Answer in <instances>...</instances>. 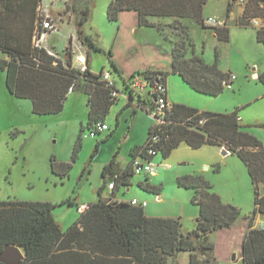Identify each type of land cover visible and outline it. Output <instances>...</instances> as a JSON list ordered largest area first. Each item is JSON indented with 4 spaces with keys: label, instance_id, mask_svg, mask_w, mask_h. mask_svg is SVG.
<instances>
[{
    "label": "trees",
    "instance_id": "trees-1",
    "mask_svg": "<svg viewBox=\"0 0 264 264\" xmlns=\"http://www.w3.org/2000/svg\"><path fill=\"white\" fill-rule=\"evenodd\" d=\"M42 0H0V51L8 57L0 58V69L5 73V85L12 95L31 101V110L44 115L59 113L70 91H82L87 95L89 107L87 128L90 131L97 122H104L111 106L119 97L112 96L115 87H109L101 79L102 72H93L89 59L84 70L73 63L71 47L64 50V58H56L43 47L33 44V36L38 26V6ZM208 0H111L107 7L109 21L118 22L121 11L137 12L138 26L154 28L171 42V69L145 68L125 74L111 58L109 63L116 72L108 69L118 83V89L128 96V102L136 99L138 106L145 104L146 112L154 109V99L158 94L152 89L137 92L130 82L136 75L149 81L150 88L157 82L166 84L170 73L178 74L193 90L208 95H218L225 88L223 80L230 75L219 65L218 51L213 62L208 63L195 51V43L185 24L190 18L196 24L204 25L203 7ZM263 5H261V3ZM228 0L226 16L233 7ZM31 14L27 22L28 31L23 34L12 25L24 22L25 10ZM264 19V0H246L237 24L251 25V19ZM77 24V36L82 37L81 24ZM151 18H167L171 22L159 25ZM218 39L227 42L230 29L223 26L212 27ZM167 30L176 39L171 40ZM90 47L99 50L90 35L85 36ZM256 40L264 45V25L256 28ZM88 55V52H87ZM257 79L264 85V71ZM168 101V95H165ZM153 120V119H152ZM164 123L149 126L146 140L130 151V162L118 169L116 152L104 165L102 176L109 174L110 180L98 188V200L78 205V218L65 230L54 219L52 201L0 200V252L7 244L20 247L25 254L19 264H166L168 257L179 252L188 253L186 264H209L208 252L214 250L210 234L229 227L239 216L236 206L225 203L211 191L212 185L200 174H186L177 177L179 187L192 189L191 203L199 208L195 228L184 232L181 218L172 216H149L144 207L130 201H118L113 197L104 198L102 190L108 183L113 188L130 185V175H134L132 161L136 157L152 160L158 154L162 158L170 155L182 142L196 149L203 145L216 146L224 143L231 154L245 164L254 186V208L248 219V230L244 234L241 249V264H264V226L254 225L255 215H264V146L240 124L237 112L219 113L199 110L195 107L173 103L163 110ZM98 133V132H97ZM157 141L152 142V136ZM81 138V135H79ZM105 140V139H104ZM103 140V141H104ZM102 142V141H101ZM100 141L93 149V159L99 151ZM81 143H75V159ZM151 146L155 154H149ZM71 169L67 162L51 159V171L59 177L66 176ZM148 177L139 186L149 192L159 194L160 187L151 184ZM260 184L262 186H260ZM115 196V192L112 193ZM65 201L61 202L62 204ZM68 203H73L71 200ZM0 264H4L0 262ZM178 264V263H173Z\"/></svg>",
    "mask_w": 264,
    "mask_h": 264
},
{
    "label": "rangeland",
    "instance_id": "rangeland-1",
    "mask_svg": "<svg viewBox=\"0 0 264 264\" xmlns=\"http://www.w3.org/2000/svg\"><path fill=\"white\" fill-rule=\"evenodd\" d=\"M110 1L43 0V5L58 19V29L46 34L41 44L45 48L52 49L60 59H65L64 50L69 45L77 48L81 46L79 49L82 52L88 51L89 66L93 72L102 69L113 70L108 60L110 51L113 60L115 58L118 62H122L124 59L130 67L142 65L150 55L156 53V50L171 49L169 40L154 28L138 26L129 12L122 13L118 22L109 21L107 7ZM245 1L243 0L244 4ZM226 9L227 0H208L203 7V17L216 18L224 22ZM236 10L235 7L233 15L226 22L231 34L229 42L219 41L212 33L214 28L206 26L205 23L203 26L198 25L190 18L185 21L193 37L196 53L206 62L211 63L217 49L220 66L235 74L232 88H226L215 96L197 93L179 75L171 73L167 79L169 94L174 101H190L200 110L219 113L236 111L240 124L264 146V85L253 77V67L264 66V46L256 40L254 22L250 21L251 25L247 27L237 25ZM29 12V9L23 12L24 22L5 25H12L13 30L17 28L25 34L31 16ZM84 16L87 18L81 24L82 37L78 38L77 24ZM150 20L161 26L171 22V19L167 18ZM87 34L90 35L93 43L99 46V50L88 45V39L85 37ZM167 34L171 40L176 39L169 30ZM3 56L6 55L0 52V58ZM253 62L256 64L254 65ZM114 73L118 78L115 71ZM173 78H177L181 86L176 85ZM123 106L124 98L119 96L106 116L109 129L90 137V129L87 128L89 107L87 96L82 91H70L59 113L35 114L31 110L29 99L18 98L10 93L5 85V73L0 69V200L56 202L58 204L53 208L52 213L58 225L65 230L77 220L78 205L82 207L83 204L98 200L97 190L104 181L103 167L112 158L113 153L118 151L117 161L127 165L129 146L126 141L131 138L129 143L132 144L134 139L142 135L145 121L152 120L150 115L139 108L134 115L131 107L119 114ZM78 140L81 146L73 159L74 146ZM98 141H102L100 149L92 159L91 154ZM227 150V145L224 143L218 145V148L204 146L195 151L188 149L193 153L206 152L203 155L207 160L206 163L212 161L211 163L215 164L209 170L206 165L199 162L198 174L205 180L206 177L210 178L215 183L211 191L225 189L223 192L226 196L220 197L221 200L240 210V216L234 221L235 228L229 232L232 241L226 239L228 232L216 231L210 235V240L216 241V248L208 252L209 264H241L238 252L240 233L238 226L243 224L244 220L248 221L254 208V186L247 168L237 155L227 154ZM222 153L227 155L223 156ZM52 158L71 164L66 176L59 177L51 171ZM176 160L175 155L167 161L160 155L155 156L151 164L160 170L156 174L146 171L135 173L131 177L133 185L129 194L138 193L147 196L151 204L152 201L155 202L151 206L157 208L160 213L168 211L175 212L176 215L182 213V229L187 232L196 225L189 213L198 209L191 203L192 191L180 189L172 178L177 169ZM192 167L190 162L181 164L179 171ZM146 177L149 178L150 183L156 181V185L161 188V200H158L154 193H148L138 185ZM108 180L110 177L106 179L105 184ZM126 191L127 186L120 185L117 197H124L122 194ZM102 196L114 198L105 187ZM68 200L73 203H68ZM63 201L65 202L62 204ZM258 219L264 225V215L259 214ZM232 251L236 254L230 257ZM185 261V252H179L175 257H168L166 264H183Z\"/></svg>",
    "mask_w": 264,
    "mask_h": 264
},
{
    "label": "crops",
    "instance_id": "crops-1",
    "mask_svg": "<svg viewBox=\"0 0 264 264\" xmlns=\"http://www.w3.org/2000/svg\"><path fill=\"white\" fill-rule=\"evenodd\" d=\"M234 1V3H233V7H232V10L230 11V13H229V15L228 16H226V21H224V22H220V21H218L219 22V25L218 26H223V25H227V20L233 15V9L236 7V13H235V16H236V20L238 21V19H239V17L242 15V13H243V9H244V6H245V4H244V2H243V0H233ZM227 3H228V0H227ZM261 5H263V4H261ZM126 12H129V13H131L132 15H133V17L135 18V23L137 24V12L136 11H134V10H128V11H121L120 13H119V17H118V20L120 19V17H121V14L122 13H126ZM204 18H206V17H204ZM258 18V19H257ZM256 19V21H257V25H253L254 26V28L256 29V28H258V27H260L261 25H263L264 24V21H263V19H261L260 17H256L255 18ZM138 25V24H137ZM237 25H239V24H237ZM240 27H247V26H243V25H239ZM248 26H250V25H248ZM212 33H214L215 34V32H212ZM215 36H216V34H215ZM217 37V36H216ZM230 37H231V34H230ZM218 39V38H217ZM219 41H222V40H220V39H218ZM229 41H230V38H229ZM229 41H227V42H229ZM222 42H224V41H222ZM260 43V42H259ZM264 46V45H263ZM69 47H71V49L73 48V45H69ZM1 52V51H0ZM88 52V51H87ZM2 53V52H1ZM2 58H5V59H7V57L6 56H3ZM218 59H219V55H218ZM123 61L122 62H118L117 61V59H115L114 58V61L116 62V64L118 65V67L120 68V69H122V71L125 73V74H130V73H132L133 71H136V70H143V69H145V68H149V67H151V68H156V69H159V70H170L171 69V54H170V50L169 51H166V50H156V53L154 52L152 55H150V57L149 58H147L145 61H144V63H142V65H135V66H130L129 67V63L126 61V60H124V59H122ZM253 64L255 65L256 63H254L253 62ZM220 65V64H219ZM221 67V66H220ZM221 69L223 70V71H229L230 73H232V74H234L231 70H224L222 67H221ZM263 71L264 70V66L263 67H258L257 65L255 66V67H253V77H256L257 78V76H258V74H259V72L260 71ZM261 71V72H262ZM171 74V73H170ZM174 74H176V73H174ZM178 75V74H177ZM167 79H168V76H167ZM174 79V81H175V84L176 85H180L181 86V82L177 79V78H173ZM182 79V78H181ZM166 87H167V95H168V103L171 105V104H173V103H176V102H179V103H184V104H186V105H189V106H192V107H194V105H193V103H191L190 101L188 102V101H177V100H175L174 101V99H173V97L172 96H170V94H169V88H168V84H167V80H166ZM192 89V88H191ZM193 90V89H192ZM195 91V90H194ZM72 92V91H71ZM195 92H197V93H200V92H198V91H195ZM70 93V92H69ZM68 93V94H69ZM202 94H204V93H202ZM206 95H208V94H206ZM87 96V95H86ZM122 96V95H121ZM210 96H213V95H210ZM68 97V96H67ZM123 97V96H122ZM124 98V106H123V108L119 111V114H121L122 112H123V110H125V109H127L128 107H131L132 108V115H134V114H137V109L139 108V109H141V110H143L146 114H148L147 112H146V105L145 104H143L142 105V103H141V105L140 106H138V102L136 101V99H134L133 101H129L128 102V100L125 98V97H123ZM119 99V98H118ZM118 101V100H117ZM31 102V101H30ZM115 104V103H114ZM113 104V105H114ZM112 105V106H113ZM112 106H111V108H112ZM111 108H110V110H111ZM196 108V107H195ZM198 109V108H197ZM200 110V109H199ZM149 115V114H148ZM105 123H106V119H105V121H104ZM153 123V120H149V119H147L146 121H145V125H144V130L142 131V135H140V136H138V138H136V139H134V141H133V143L131 144V143H129L130 141H131V138H128V140L126 141V143L128 144V159H129V162H130V160H131V158H130V151H131V149L132 148H134V147H136V146H139V145H142L143 143H144V141L146 140V137H147V134H148V129H149V126L151 125ZM107 124V123H106ZM108 125V124H107ZM146 126V127H145ZM108 129H109V126H108ZM112 134V133H111ZM105 140H106V138H105ZM204 146H211V145H203L202 147H204ZM202 147H200V148H196V149H194V148H192V147H190L189 145H187L186 143H184V142H182V143H180L179 145H178V147H176L175 149H173L172 150V152L170 153V155L168 156V157H166V158H162V159H166V161H167V159L168 158H171L173 155H175V157H176V167H177V169H176V172H174V174L172 175V178H174L175 179V181H176V179H177V177H179V176H181V175H186V174H198V172H199V170L197 169L198 168V165L197 164H199V162H202L203 163V165H206L207 166V168L210 170L213 166H214V164L215 163H211L212 161H210V163L208 164V163H206L207 162V160L203 157V155H205L206 154V152L204 151V152H197V153H193V152H189V151H195V150H200ZM213 147V146H212ZM216 147V146H215ZM218 148V147H217ZM99 149H100V147H99ZM188 149H189V151H188ZM99 152V151H98ZM115 153V152H114ZM114 153H113V155H114ZM116 153L118 154V151H116ZM203 153V154H202ZM230 152L227 150V154H229ZM227 154H224V153H222V155L223 156H225V155H227ZM159 155V154H158ZM184 155H186V157H184ZM189 159H193V160H190L189 161ZM153 160V159H152ZM110 161V160H109ZM129 162L127 163V165L129 164ZM160 162V161H159ZM190 162V164H192L193 165V167L192 168H185V170H183V171H179V169H181V168H179V165H184L185 163H189ZM116 163H117V167H118V169L120 170V169H122L123 167H125L126 165L125 164H120L118 161H117V155H116ZM107 164V163H106ZM173 169V168H172ZM160 170V168H157L156 166H155V169H154V172H152L153 174H156L157 173V171H159ZM218 170V168H216L215 169V171H217ZM109 174H106L105 175V177H104V179H107V178H109ZM133 175H130L129 176V179H130V185H126L127 186V191L126 192H124L122 195L124 196V197H122V198H118L117 197V195H118V189H115V188H112V189H109L107 186H105V188L109 191V193H113V192H115V196H114V198L116 199V200H118V201H130L131 199H137V200H139V201H145L147 204H146V206L144 207V210H145V212H146V214L147 215H149V216H172V217H176V218H181L182 219V217H183V214L182 213H179V215H176V213L175 212H172V211H168V212H165V213H160L159 211H157V208H155V207H153V206H151L153 203H155V202H153L152 201V204L150 203V201L149 200H147V196H144V195H140V194H138V193H132V194H129V191H130V188L132 187V185H133V183H132V181H131V177H132ZM207 178V180L210 182V184L212 185V187L213 186H215V183L210 179V178H208V177H206ZM149 179V178H148ZM174 179H172V181H174ZM151 184H154V185H156L157 183H156V181H152V183ZM179 187V186H178ZM180 189H183L182 187H179ZM161 189V188H160ZM184 189H186V188H184ZM188 190H190V191H192V194H193V190L192 189H186L185 191H188ZM146 191V190H145ZM223 191H225V189L223 190ZM223 191H221L220 189H217V190H215V192L221 197V198H224V196H226L225 195V193L223 192ZM146 192H148V193H152V192H149V191H146ZM155 194V193H154ZM155 195H157V199L158 200H161L162 199V193H161V191H160V193L159 194H155ZM226 200H228V199H226ZM195 205V204H194ZM196 207H197V209H198V211H196V210H191V212L189 213V216L196 222V220H195V218L197 217V215H198V212H199V208H198V206L197 205H195ZM258 213H257V215H256V219L254 220V225H257V224H261L260 223V221H259V219H258ZM248 219H249V217H248ZM235 224H236V222H233L229 227H224V228H221V229H218V230H216L217 232H219V231H222V232H228V234H227V236H226V239L227 240H229V241H232V238H231V234H229V232L233 229V228H235ZM264 226V225H263ZM248 221H247V219L246 220H244V223L243 224H241V225H239L238 226V229H239V231H240V233H239V237H238V252H239V256H240V249H241V243H242V239H243V236H244V234L247 232V230H248ZM216 231H214L213 233H212V235L214 234V233H216ZM211 235V234H210ZM213 243H214V250H215V248H216V241L214 240V241H212ZM185 254H186V261L183 263V264H186L187 262H188V253L187 252H185ZM232 254H236V253H233V251L232 252H230V257H231V255ZM214 258L216 259V257H215V255H214ZM235 258V257H234ZM214 259V260H215Z\"/></svg>",
    "mask_w": 264,
    "mask_h": 264
},
{
    "label": "built area",
    "instance_id": "built-area-1",
    "mask_svg": "<svg viewBox=\"0 0 264 264\" xmlns=\"http://www.w3.org/2000/svg\"><path fill=\"white\" fill-rule=\"evenodd\" d=\"M43 1V0H42ZM40 3L38 6V16H39V21H38V26L36 27L34 31V36H33V44L37 47H43L45 48L42 44L41 41L45 37L46 34L54 32L55 30L58 29V19L56 16L49 10L46 6L43 5V3ZM252 22H254L255 25H257L256 19H251ZM204 23L208 27H218L219 22L216 18H211L207 17L204 18ZM78 46L74 47L71 49L73 52V63L75 64L76 67H78L81 70H84L88 61V55L87 51L86 53L82 52V50L79 49ZM47 53L50 55H53L56 58H59L58 55L49 48H45ZM236 76L235 74L230 73L227 79L223 80L222 84L223 87L226 88H232V82L235 80ZM101 79L105 81L107 86L109 87H115V89L112 90V96L113 97H119L123 96L128 100V96L126 94H123L120 91V88L118 89V83L116 79L114 78L113 74L109 70H104L101 75ZM130 87L134 91L137 92H144L152 89L154 92L158 94L157 98L154 99V109L151 110V113L149 114L153 120L156 121V123H164L163 120V110L165 107H168L170 104L168 101H166L165 95L167 92V87L166 84L163 82H157L153 85L152 88L149 86V81L145 79L141 75H136L134 78H132L130 82ZM108 129V125L105 122H97L93 129L90 131L89 136L92 137L94 136L97 132L99 133L100 131H105ZM157 136H152V142L157 141ZM148 153L149 154H155V150L151 148V146L148 148ZM152 160H145L142 157H136L132 161V167L134 173H140L142 171H146L147 173H152L154 172L155 166L151 164ZM107 187L109 189L113 188V183H108ZM130 203L136 206H141L145 207L146 202L145 201H139L137 199H131ZM256 226L258 227H263L262 224H257Z\"/></svg>",
    "mask_w": 264,
    "mask_h": 264
},
{
    "label": "water",
    "instance_id": "water-1",
    "mask_svg": "<svg viewBox=\"0 0 264 264\" xmlns=\"http://www.w3.org/2000/svg\"><path fill=\"white\" fill-rule=\"evenodd\" d=\"M24 258V251L16 245L7 244L0 252V262L4 264H19Z\"/></svg>",
    "mask_w": 264,
    "mask_h": 264
}]
</instances>
